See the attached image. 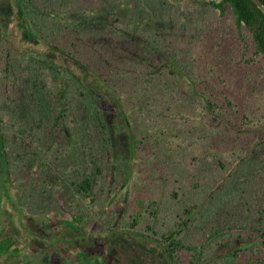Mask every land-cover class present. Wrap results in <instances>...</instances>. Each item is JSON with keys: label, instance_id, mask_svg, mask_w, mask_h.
<instances>
[{"label": "trees", "instance_id": "obj_1", "mask_svg": "<svg viewBox=\"0 0 264 264\" xmlns=\"http://www.w3.org/2000/svg\"><path fill=\"white\" fill-rule=\"evenodd\" d=\"M140 1L99 0L98 3L79 4V0H15V3H7L14 12L18 39L8 35L0 26V165L5 161L7 172L2 171L8 177L16 173L14 168L19 166V162L26 160L33 164L34 159L39 160V169L43 172L48 169L45 174L49 179L44 181L49 184L46 191L52 194L60 191L69 215L63 217L57 211L54 214L38 211L37 208L57 206L55 201H45L46 198L40 201V198L35 201L27 198L16 205L1 206L0 232L4 238L10 232L13 236L10 241L15 243L16 248L11 244L6 246L0 240V264H101L92 257L93 254H104L105 250L109 253L112 249L116 254L106 259L107 264H264V195L260 192L261 189L264 191V182H260L263 174L260 169L264 160L261 161L260 169H255L258 172L254 169L251 172L252 167L249 166L252 155L264 150V113L256 114V103L244 102L239 108L230 96H224L221 92L215 94L213 84L204 81V76L192 63V57L188 56L186 60L181 57L184 51L180 53L177 49L169 51L159 47L161 39L155 35L154 29L140 33L135 23L137 18L143 22L142 12L146 14L147 11L156 10L162 13L169 0L158 2L157 5L151 0ZM194 1L190 16L201 34H212L217 30L227 34L232 26L235 30V39L230 42L225 54L218 55L219 58L231 63L229 67L233 69L244 66L240 79L242 86L257 84L258 89L261 86L264 89V13L252 0ZM261 1L264 3V0ZM124 37L129 41L138 40L143 46L146 44L144 48L153 55L141 56L140 53L136 55L123 49V55L128 54L139 62L134 65L139 72L136 87L122 74L129 66L122 63L118 69L112 61L114 48L109 41L113 42L117 38L124 40ZM219 37H214L212 51L220 49L222 40ZM248 51L251 53L248 54ZM21 57L28 62L32 80H43L46 73L51 76L53 84L55 82L54 101L58 115H53L54 121L62 118L68 94L78 95L79 90L81 97L88 99L87 112L95 122L100 121V127L95 126L104 142L101 150L93 151L90 160H102L103 157L99 156L101 151H104L105 158H117L116 150L122 147L119 143L124 139V176L127 180L134 174L130 160L136 157L137 150L149 153L143 140L136 137L138 129L131 124L126 110L128 97L133 98V108L137 113L151 118V111L157 103L149 102L146 97L150 98V92L159 89L165 91L164 94L167 91L176 94V103L179 104L175 105L177 111L172 116L178 122L177 125L186 130L178 136L169 129L166 140L169 141L170 136L183 139L188 132L194 131L196 135L188 138L191 144H205L210 137L206 146L208 153L211 155L210 152H214L218 156L226 152L230 158L226 164L219 162L217 169H212L209 167L212 165L208 164L206 169H209L211 180L208 186L202 185L200 188L194 186L192 189L183 182L181 175L186 174L183 165L178 167L181 175L176 171L174 177L169 178L162 173L161 190L168 188L172 182L170 179L178 185L176 189L184 190L182 197L171 190L174 192L172 197L179 205V208L176 206L180 209L178 214L171 207L172 214L157 210L158 202L153 197L157 184L155 177L150 176L148 180L144 177L132 208L126 206L121 214H117L118 217L112 219L110 216L114 214L107 211V203H103L104 196L99 198L98 193L91 189L94 182L88 167L90 162L86 164L87 167L70 163L64 169L57 166L49 169L46 168L47 154L40 148V152H34L26 159L5 152L7 140L2 131L6 123L5 111L13 106V120L9 127L17 130V133L13 131L12 136L18 147L23 142L21 134L26 138L36 128L31 122L42 120L39 106L42 100L37 95V85L28 83L24 88L22 85L14 86L9 91L4 81L8 75L12 78L19 76L14 66ZM249 65L256 68L248 70ZM131 70L136 71L133 67ZM166 74L173 77L172 84L170 78L164 77ZM217 77L223 81L222 76ZM234 83L230 85L231 90L237 87ZM177 84H181L185 90L179 91ZM22 91L26 92V96ZM41 97L48 98L44 93ZM181 103L184 104L182 107ZM191 122L194 127L187 128ZM157 129V133L162 134V129ZM152 134L154 137H151V142L156 137ZM217 143L220 145L218 148ZM214 159L209 163L213 164ZM110 163L108 160L107 164ZM96 168L98 173L100 167ZM50 171L52 174L49 175ZM73 175L77 177L73 178ZM241 175H245L244 180ZM189 177L192 178L190 182L198 180L196 174ZM248 185L252 187L247 188ZM35 202L36 209L28 211L26 203L34 207ZM221 204H224L221 213L226 215L221 222L208 226L205 224L198 232H194V236L184 231L187 225L198 222L203 214H212L214 219ZM9 214L15 218L11 220L12 224L9 223ZM19 215L22 216L20 221L16 218ZM13 224L17 225L14 232L10 228ZM91 224L93 228L87 226ZM28 228L37 230L40 239L53 242L36 243L33 238L26 236ZM124 233L135 234L140 244L151 252L137 255L139 247H136L135 253L121 249L118 245ZM57 236L66 239L67 246L75 244L70 253L76 256L70 261V258L65 262L57 257L54 251L57 250L54 242ZM139 256L144 261L140 262Z\"/></svg>", "mask_w": 264, "mask_h": 264}, {"label": "rangeland", "instance_id": "obj_2", "mask_svg": "<svg viewBox=\"0 0 264 264\" xmlns=\"http://www.w3.org/2000/svg\"><path fill=\"white\" fill-rule=\"evenodd\" d=\"M9 1V2H8ZM163 0H151L153 3L161 2ZM99 0H79L80 3H98ZM7 3H15V0H0V26L4 30V32L11 35L13 38L18 39L17 25L14 23V12L11 10L9 4ZM134 3H141L140 0H134ZM166 10H162V13L157 12L156 10L147 11L146 14H143V22L141 18H137L135 25L138 26L140 33L141 32H151L153 29L155 30V35L160 36V44L159 47H162L166 50L173 51L175 49L179 50L182 53V58L188 60V56L192 57V63L198 69V71L204 76V81H208L209 84H213V91L215 94L221 92L224 96H230L239 106L244 102H253L256 103L258 110L256 114L261 115L264 113V89H258L257 84H249L247 86H242L240 84V79L243 76V67H229L231 63L226 61L225 59H220L219 54L223 55L227 52L228 45L232 40L235 39V30L230 27L227 34L223 33L221 30L213 31L212 34H201L198 28L194 25L192 21V17L190 16L191 4L195 3L194 0H169L166 2ZM185 11V12H184ZM152 13V14H151ZM141 17L139 14H137ZM131 26V25H130ZM133 28V27H131ZM136 29V28H134ZM205 33V32H204ZM133 34V33H130ZM220 35L221 44L219 45L220 49L218 51H212L211 47L214 43V37ZM141 36V35H138ZM155 37V36H153ZM149 38V35H148ZM150 39V38H149ZM20 40V39H19ZM109 43L114 48V53L112 56V61H114L115 68L119 69L120 64H125L128 68L122 73L128 78L129 83H133V85H137L136 78L139 77V72L135 68L134 65H138L139 62L137 59L132 56L129 57L128 54L123 55V49L129 50L133 52V54L138 55L140 53L141 56H153L152 52H149L144 48V44L138 40L129 41L127 37L123 39L117 38L115 40L109 41ZM240 45V42H239ZM32 47V45H31ZM238 47V46H237ZM148 52V53H147ZM147 53V54H146ZM251 51H248L250 54ZM115 54V55H114ZM123 55V56H121ZM155 59L157 57L154 55ZM154 59V58H153ZM17 65L14 66L16 73L19 76L15 75V77H11L8 75L7 79L4 80L6 82L7 89L10 91L14 86L15 87H25L28 83H35L37 85V89L39 90L37 95L40 97V117L42 120L40 122H36L37 120H33L31 123L36 125V128L28 135L26 138L23 134H21V139L23 142L20 147L14 144V138L12 130L9 126H11L12 122V107L9 110L5 111L3 114L5 117L6 123L5 127H3L4 135H5V152H10L11 155H16L22 157L23 159L29 158V156L33 155L34 152H40L38 148L44 151L47 154L46 162L48 166L46 168H53L54 166L60 167L61 169L67 168L70 166V163L79 164L81 167H87L86 164L90 162L89 170L91 174V180L94 182V185L91 187L94 193H98V197L104 196V202L107 203L106 208L107 211L113 213L112 219L114 217H118V213L121 214L122 210L125 209L126 206H132L134 201H136V197L139 196L138 192L141 189L142 181L145 179H149L150 176H154L157 184L156 194H153L155 201L158 202V211L164 212L165 214L180 212L179 205H177L176 199L172 197L174 192H177L178 197H182L183 189H176L178 185L170 179L172 182L166 190H161V185H163V181H161L160 176L164 175L169 178L174 177V173L177 171L181 175V170L178 169L180 165H183V171H186L184 176L181 175V179L187 185H190L192 189L194 186L200 188V186L205 185L208 186L210 182V176H208V170L206 169L207 165L210 164L212 169L219 168V162L225 163L229 160L230 155L224 152L221 155H215L214 152L211 155L208 153V137L206 143L198 144V146L194 143L191 144L188 139L190 135H194L193 133L188 132L183 139L179 138H171L170 140H166V137H169V129L171 133L174 135H181V132H185L186 130L177 125V121L172 116V113H175L176 107L179 103H176L177 96L173 93V91H165L155 90L150 92V98H147L149 102H156L154 106V110L151 111V118L144 117L140 113H137L136 109H134L133 98L128 97V106H126L127 113L131 118V124L134 128H137V138H141L143 144L146 146L145 149H149V153L137 150L136 157L131 161V166L133 167L134 174L128 180L125 179L124 170L126 167V155L123 152L125 148L124 139L120 141V145L122 147L119 150H116L117 158H105L104 151H101L100 157H103L101 160H90L91 155H93V151L101 150V147L104 146V142L101 140V135L98 133V129L95 125L100 127V121L95 122L93 118L89 115L88 110V99L86 100L81 97V92L78 90V95L68 94V100L65 101V112L61 119L53 120V115H58V109L56 102L54 101L55 97V82L53 84L52 78L49 75L44 73V79L41 78L38 80H32V77L28 70V62H25L24 58H20V61H16ZM123 63V64H122ZM56 66H54L55 68ZM123 67V66H122ZM131 67H133L136 71H132ZM57 68H59L57 66ZM253 67L249 65L248 70H251ZM208 71H214V73H209ZM50 73V72H48ZM217 75L222 76L223 81H221ZM206 76V77H205ZM166 79H171L170 83L174 82L173 77L169 75L164 76ZM17 79L18 81L17 83ZM232 80L235 82H232ZM136 82V83H135ZM23 83V84H22ZM161 83V82H160ZM234 83V86H237L235 90H231L230 85ZM54 85V86H53ZM178 85V84H177ZM257 85V86H256ZM136 87V86H135ZM177 87V86H176ZM181 84L178 85V90L184 91L185 88ZM243 87V89H242ZM164 88V87H163ZM255 88V89H254ZM42 93L47 95V97L43 98ZM22 94L26 96V92L22 91ZM84 99V100H83ZM176 103V104H175ZM181 103V107H182ZM184 105V104H183ZM25 107H27L25 105ZM178 108V107H177ZM23 113L21 114L22 117ZM24 119V118H23ZM15 120V119H14ZM24 123V120H23ZM38 123V124H36ZM24 125V124H23ZM186 126V124H184ZM156 126V128H154ZM15 127V126H12ZM194 127L191 122L187 128ZM162 129V134H158V129ZM156 130V134H155ZM17 133V130H15ZM14 131V132H15ZM154 133L155 140L153 142L150 141L151 137H154L152 133ZM52 135H49V134ZM158 135H163L158 137ZM196 135V134H195ZM29 137V138H28ZM51 137V138H50ZM148 139V140H146ZM161 139V140H160ZM189 143V144H187ZM118 145V144H117ZM16 146V148H15ZM217 148L219 143L216 144ZM16 149V150H15ZM18 149V150H17ZM207 151V152H206ZM15 154H12L14 153ZM89 155V156H88ZM122 156V157H121ZM88 157V158H87ZM215 157L213 164L209 163ZM87 158V161H86ZM108 160L111 161L110 164ZM264 160V150H261L260 153L252 155L249 166L253 169H260L262 165L261 161ZM23 161V160H21ZM129 161V162H130ZM5 161L0 165V173H2V177H0V190L2 191V199L0 201V207L5 204H17L23 202V200L36 199L55 201L57 206L55 208L45 209L37 208L38 211H44L50 214H54L55 211L59 216H68L69 213L65 208L66 201L63 199L60 191L52 194L53 192L46 191V184L44 181L48 180L46 178V172H43L39 169L40 161L37 159L33 160V164H29L24 160L23 162H19V166L14 168L16 173L8 176L3 174L7 172V166L4 165ZM50 165H52L50 167ZM45 166V165H44ZM14 167V166H13ZM96 167H100L98 173H96ZM54 171V169L52 170ZM50 171L49 175L52 174ZM256 171V170H255ZM260 171L263 173L261 175L260 182H264V165L261 167ZM250 172V173H251ZM258 172V171H256ZM191 174H196L197 181L194 180L190 182L189 176ZM76 175H73V178H76ZM46 178V179H45ZM241 178L244 180L245 175H241ZM215 179V178H213ZM154 180V181H155ZM44 183V184H43ZM12 185V188H11ZM247 188L252 187L250 185L246 186ZM13 189V190H12ZM44 189V190H42ZM171 190H174L172 193ZM92 192V193H93ZM261 194L264 195V191L261 189ZM111 193H113V197L111 198ZM115 194V195H114ZM172 194V195H171ZM15 195V196H13ZM38 201V200H37ZM38 201V202H39ZM11 202V203H10ZM149 203V201L147 200ZM172 203L174 205H172ZM37 203H33L34 207H31L28 203H26V209L28 211H33ZM178 208H177V207ZM174 208V209H170ZM224 207V204H221L220 209L217 211L215 218H212V214H203L199 221L192 222L190 225H187L184 228V231L189 232L191 235H195L194 232H198L200 227H203L205 224L207 226L210 223L218 224L223 220V217L226 215H222L221 211ZM132 208V207H131ZM130 208V209H131ZM36 209V208H35ZM7 214L8 211H4ZM206 212V211H205ZM2 211L0 209V215ZM158 213V212H157ZM207 213V212H206ZM116 214V215H115ZM106 215V214H105ZM9 223L12 224L15 218H12V215ZM13 216H15L13 214ZM18 220L22 218L21 215L16 216ZM2 220V218L0 219ZM172 221V216H171ZM89 228H93L94 226L87 225ZM11 231L14 232L17 229V225L13 224V227L10 225ZM27 237L33 238L36 243L40 242L43 244H49L53 242V240L45 241L46 239H40V235L38 231L33 230L32 228H28ZM57 250L55 249V253L59 259H63L66 262L67 258H70L69 261L76 256L75 253H70V250L75 247V244H71L67 246V241L64 238H59L58 236L54 240ZM120 244L118 245L121 249L124 248L127 253L136 252V247H139L138 254L140 253H149L150 250H146V247L142 246L140 242L137 240L136 235L134 234H123L120 238ZM111 248L112 247H108ZM107 248V249H108ZM143 250V251H142ZM115 252L112 251L109 253L105 250L104 254H93L92 257H95L97 262L101 264H107L106 259L110 256H115ZM140 258V256H139ZM144 261L140 258V262ZM139 263V262H137ZM66 264V263H64ZM136 264V263H135Z\"/></svg>", "mask_w": 264, "mask_h": 264}, {"label": "flooded vegetation", "instance_id": "obj_3", "mask_svg": "<svg viewBox=\"0 0 264 264\" xmlns=\"http://www.w3.org/2000/svg\"><path fill=\"white\" fill-rule=\"evenodd\" d=\"M12 237H13L12 234L9 232L8 235H6L5 238H4V236L0 232V240L5 242L6 246H8L9 244H11L12 246H15V243L13 241H10V240H13ZM5 240H7V241H5ZM15 248H16V246H15Z\"/></svg>", "mask_w": 264, "mask_h": 264}, {"label": "water", "instance_id": "obj_4", "mask_svg": "<svg viewBox=\"0 0 264 264\" xmlns=\"http://www.w3.org/2000/svg\"><path fill=\"white\" fill-rule=\"evenodd\" d=\"M257 7L264 13V3L261 0H252Z\"/></svg>", "mask_w": 264, "mask_h": 264}]
</instances>
